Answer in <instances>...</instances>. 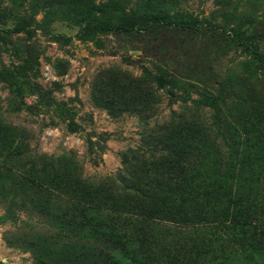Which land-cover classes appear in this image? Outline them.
I'll return each mask as SVG.
<instances>
[{
  "label": "rangeland",
  "instance_id": "rangeland-1",
  "mask_svg": "<svg viewBox=\"0 0 264 264\" xmlns=\"http://www.w3.org/2000/svg\"><path fill=\"white\" fill-rule=\"evenodd\" d=\"M130 22L140 28L92 29ZM167 145L232 225L127 220L108 190L87 189L137 163L157 181L176 168ZM244 220L252 240L236 243ZM83 223L114 236L111 259ZM125 251L264 264V0H0V264H123Z\"/></svg>",
  "mask_w": 264,
  "mask_h": 264
},
{
  "label": "trees",
  "instance_id": "trees-1",
  "mask_svg": "<svg viewBox=\"0 0 264 264\" xmlns=\"http://www.w3.org/2000/svg\"><path fill=\"white\" fill-rule=\"evenodd\" d=\"M159 20L151 18L147 21L146 26L149 27L151 23H158ZM139 25L130 22L126 25L107 26L96 25L92 29L100 30L101 32H123L129 33L135 31ZM177 27L181 30H192L194 27L187 24H178ZM235 40V39H234ZM238 47H242L239 41H235ZM244 48V47H243ZM246 48V47H245ZM244 48V49H245ZM258 47H255L253 53L257 52ZM198 139H188V156H193L194 151L198 150ZM204 142V141H203ZM202 142V144H203ZM210 140H206L205 143H210ZM217 143H221L230 148V143L226 137L217 139ZM201 145V144H200ZM163 157H165L170 164H176V168L157 170L155 174L158 176L157 181L145 182L143 176L140 174L146 173L145 164L137 163L136 166H131L126 169V174L121 177V181L116 179L105 183V186L95 184H85L87 189L94 193L103 194L106 190L110 194L113 202L106 204H112L114 206L113 213L121 216L125 215L127 220H134L140 222H161L170 221L172 225L177 226L183 230H197L202 228H211L216 230L219 227H228L232 223L228 220H221L215 217L216 211L209 208V203L214 202L211 195L206 191L196 189L191 183L188 182V169L189 166L181 163V158L185 155V150H180V155L174 150L173 147L167 145L161 149ZM223 151V150H222ZM229 154V153H228ZM224 154V158H226ZM48 165L47 160H43V167ZM37 171V170H36ZM38 172V171H37ZM37 174V173H34ZM96 186V187H95ZM82 194L85 196L87 192L82 188ZM109 200V199H106ZM89 223H83V227L87 232L98 236L103 242H105L104 248H101L97 252V258L99 260L111 259L112 251L116 252L117 246L115 238L109 237L102 232L94 233L88 227ZM247 227H250L248 221H240L236 223L235 229L237 230V236L233 239L236 243L251 241L252 238L245 236ZM229 229V228H228ZM229 230L225 233L227 235ZM243 237V239H242ZM141 254V253H140ZM134 251H125L124 255L126 260L123 264H150L147 256L140 257ZM174 264H185L179 260Z\"/></svg>",
  "mask_w": 264,
  "mask_h": 264
}]
</instances>
